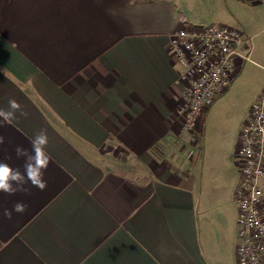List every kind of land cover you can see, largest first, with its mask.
Wrapping results in <instances>:
<instances>
[{"label": "crops", "instance_id": "1", "mask_svg": "<svg viewBox=\"0 0 264 264\" xmlns=\"http://www.w3.org/2000/svg\"><path fill=\"white\" fill-rule=\"evenodd\" d=\"M211 24L248 46L233 82L244 64L264 71L255 0H0V110L21 106L0 116V161L23 172L15 149L31 153L42 130L50 156L43 191H0V264H236L231 154L219 156L222 197L177 150L191 146L177 140L183 87L168 42ZM18 201L27 210L9 220Z\"/></svg>", "mask_w": 264, "mask_h": 264}, {"label": "built area", "instance_id": "2", "mask_svg": "<svg viewBox=\"0 0 264 264\" xmlns=\"http://www.w3.org/2000/svg\"><path fill=\"white\" fill-rule=\"evenodd\" d=\"M264 5V0H255ZM167 49L178 65L182 104L178 109L179 143H196L195 131L202 115L230 87L237 61H250L237 29L211 24L184 26L169 39ZM193 151L187 153V159ZM234 163L238 181L236 205V264H264V90L251 104L238 131Z\"/></svg>", "mask_w": 264, "mask_h": 264}, {"label": "rangeland", "instance_id": "3", "mask_svg": "<svg viewBox=\"0 0 264 264\" xmlns=\"http://www.w3.org/2000/svg\"><path fill=\"white\" fill-rule=\"evenodd\" d=\"M231 84L226 95L218 99L206 114L201 125L202 131L201 129L197 133L195 131L196 143L190 144L191 147L188 146L187 150L183 145L182 147H177V150L181 154L185 151H198L195 158L191 157L190 159L192 165L194 164V169L196 168V173L192 179L194 178L198 181L202 179L206 186L204 191L208 193L212 192L210 188H207L211 180L217 186L213 190L214 193H217L218 191L220 192L224 178L226 179V173L224 174L219 156L227 153L230 156L231 154L229 160L230 166L231 168H236L234 163V148L235 143L237 145L238 131L248 116L250 103L264 89V71L250 64H244L241 73ZM177 150L176 152H178ZM188 160L185 159L186 166L190 164ZM187 170L189 172V169ZM217 172L222 174H217ZM223 190L220 192L222 197L224 195ZM234 191L235 189L231 191L228 199L232 203H234ZM212 196H209V199ZM234 205L233 210L231 207V220L233 223L235 222L236 214V207Z\"/></svg>", "mask_w": 264, "mask_h": 264}, {"label": "clouds", "instance_id": "4", "mask_svg": "<svg viewBox=\"0 0 264 264\" xmlns=\"http://www.w3.org/2000/svg\"><path fill=\"white\" fill-rule=\"evenodd\" d=\"M9 107L12 111L0 110V116L5 120L14 118L15 112L20 110L21 106L13 99L9 101ZM21 115H26V113L21 112ZM3 142L4 138L0 136V144H3ZM47 144V133L42 130L31 140V153L20 146L15 149L17 158H24L23 172L19 168L14 169L8 163L0 161V191L8 194L17 192L29 194L30 189L26 186L29 183L43 191L46 188L44 171L47 169L50 160L49 154L45 151ZM27 207V204L18 201L13 205L12 210L5 209L3 215L10 220L13 211L23 213L27 210Z\"/></svg>", "mask_w": 264, "mask_h": 264}]
</instances>
